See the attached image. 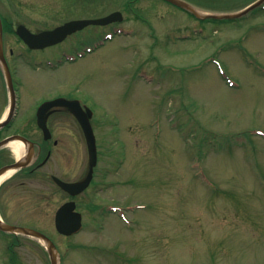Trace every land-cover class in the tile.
<instances>
[{
    "label": "rangeland",
    "instance_id": "374dc122",
    "mask_svg": "<svg viewBox=\"0 0 264 264\" xmlns=\"http://www.w3.org/2000/svg\"><path fill=\"white\" fill-rule=\"evenodd\" d=\"M95 1L84 18L124 10L128 0ZM253 1L206 2L230 14ZM133 7L121 26L140 12L147 23L133 26L137 37L114 38L47 79L32 73L35 93L61 81L97 121L96 177L78 197L82 230L56 232L49 179L15 189L27 194L28 218L17 223L46 234L62 264H264V9L201 23L140 0ZM106 31L89 26L72 37L80 48ZM65 122L63 138L73 129ZM79 147V172L68 179L87 172L82 134ZM19 240L3 252L0 236V264H50L39 242Z\"/></svg>",
    "mask_w": 264,
    "mask_h": 264
},
{
    "label": "flooded vegetation",
    "instance_id": "af4514ba",
    "mask_svg": "<svg viewBox=\"0 0 264 264\" xmlns=\"http://www.w3.org/2000/svg\"><path fill=\"white\" fill-rule=\"evenodd\" d=\"M85 1L81 3V0H0V124H2L0 127V220L5 226L32 228L25 223H17L19 219L25 216L22 206L26 204L25 197L27 194L26 191H23L22 194L17 195L15 189L28 187L26 185L31 183L33 178L51 180L56 188V192L53 191L55 197L51 198H56L59 202L56 211L64 203L73 201L75 210L84 216L83 211L80 210L78 197L94 185L95 173L89 187L75 197L69 196L54 181V178L65 182L81 180V178H66L75 176L79 172V159L75 157L76 154H79L82 133L79 122L67 107L62 105L51 106L44 110L40 116L41 118L45 117L46 127L50 135L48 139H44V134L38 127V119L40 118L38 117V109L42 104L56 99L78 101L83 109L90 108L84 102H81L79 97L70 96L69 91H65L63 85L60 84L61 81H57L54 87L36 88L37 92L35 93L32 84V73L36 70H42L41 75L46 76L45 79H47L49 74H53L52 76L61 74L57 71L68 65L66 63L69 62L65 60H75L70 62L75 64L82 57L78 53V44L74 43L77 38L74 39L72 36L84 31L89 26L62 37H55V40L54 38H48L41 41L26 42L20 33L28 32L33 36H38L53 32L68 23L86 20L84 18L87 17L86 12L91 10L92 6L96 8V1ZM140 1L147 2L150 6L152 4L156 7L163 6L171 13L174 11L175 13L183 12L191 20L200 22L199 18L192 12L164 0ZM180 1L190 5L196 11L209 9L207 0ZM138 3L139 0H128L126 2L127 7L124 6V10L121 8L116 11L122 14L123 19L105 25V27L108 30L112 27H124L121 24L126 20L124 17L126 8H134L133 5ZM137 13H134L135 22L131 26L124 27L130 31L125 37H137L138 31H134L133 26L135 24L142 26V24L147 23L142 18L141 13ZM147 13L150 15L153 12ZM59 19L62 20L52 22ZM149 35L152 34L149 33L148 37ZM102 37V35H96L93 40L95 42ZM86 44L83 43L82 45ZM54 78L63 79V77ZM35 82L36 86H40L41 83L37 80ZM58 83L60 87L57 85ZM92 113L93 116L89 120L90 124L97 123L94 112L92 111ZM66 120L72 125L73 129L67 138H63V135H60L62 131L58 126L66 123ZM19 138L24 140L20 142L23 153L17 156L11 147V143ZM75 143L77 148L74 147ZM17 165L20 168L13 169L18 168ZM49 166H51L54 173L43 172V169ZM88 207L90 209L94 208L93 210L97 209L96 204H90ZM0 236L2 242H5L1 247L3 252L7 247L17 248L22 246L19 240L21 235L1 228Z\"/></svg>",
    "mask_w": 264,
    "mask_h": 264
},
{
    "label": "water",
    "instance_id": "95a60500",
    "mask_svg": "<svg viewBox=\"0 0 264 264\" xmlns=\"http://www.w3.org/2000/svg\"><path fill=\"white\" fill-rule=\"evenodd\" d=\"M166 1L171 3V4L176 5L178 7L186 9L190 12H194V10L189 5L183 3L179 0H166ZM262 3H264V0H257L256 2H254L249 7L245 8L244 10H242V11H240L237 14L232 15V16H230V15H223V16L217 15V16H215L212 14H207L206 17H208V18L240 17V16L245 15L250 10L257 8ZM117 15H119V14L115 13V14L108 16L107 18H103V19H99V20L80 21V22L78 21V22L68 23L62 27L55 29L53 32L43 33V34L38 35V36H32L28 32L20 33V35L24 39V41H26V42H29L32 40H40L41 41L42 39H48V38H54V40H55V37L65 36L67 34H70L73 31H77L79 29H82L84 26L89 25V24L104 25V24H107V23L114 21V20H120V17H117ZM72 102H75V101H66L63 99H59V100L53 101L52 103L45 104V105L41 106V108L39 109V116L43 112V110L46 109L47 107H50L52 105H64L70 109L71 113H73V115L77 118V120L80 124V127L82 129V132H83V135L85 138L87 151H88V167H89L88 173L83 180H81L79 182H75V183H64L58 179H55L56 183L65 192H67L71 196H75V195H78L81 192H83L88 187V185L92 179L93 169L96 166L97 152H96L95 137H94L92 128H91L89 121H88L89 116H90V112H88V114L86 115L76 103H72ZM38 126L43 130V132L45 134V139H47L49 137V134H48L46 126H45V118H41L38 120ZM74 207H75L74 203L68 202L58 209V211L55 215L54 224H55V228L59 234H62L65 236H70L72 234L77 233L80 230V228H81V216L79 213L74 212ZM8 230L14 231L15 233L24 234V235H27L31 238L42 241L44 243L46 249H47L48 254H49L50 263L51 264H58L57 255L55 252L54 245L43 234H41L35 230L25 229V228H17V227H10Z\"/></svg>",
    "mask_w": 264,
    "mask_h": 264
},
{
    "label": "bare ground",
    "instance_id": "6f19581e",
    "mask_svg": "<svg viewBox=\"0 0 264 264\" xmlns=\"http://www.w3.org/2000/svg\"><path fill=\"white\" fill-rule=\"evenodd\" d=\"M21 141H23V140H21ZM11 147L14 150V152L16 153L17 156H19V155H21L23 153V147H22V144L20 142H18V141L12 142L11 143ZM0 181H1V179H0ZM42 244H43V242H42Z\"/></svg>",
    "mask_w": 264,
    "mask_h": 264
}]
</instances>
